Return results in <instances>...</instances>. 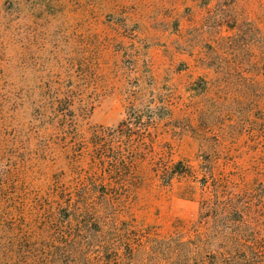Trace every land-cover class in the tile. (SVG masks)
Masks as SVG:
<instances>
[{"label": "rangeland", "instance_id": "374dc122", "mask_svg": "<svg viewBox=\"0 0 264 264\" xmlns=\"http://www.w3.org/2000/svg\"><path fill=\"white\" fill-rule=\"evenodd\" d=\"M132 99L154 113L153 152L104 198L81 185L89 137ZM204 197L239 214L201 216ZM69 201L148 236L134 264H264V0H0V264L49 240Z\"/></svg>", "mask_w": 264, "mask_h": 264}, {"label": "trees", "instance_id": "16d2710c", "mask_svg": "<svg viewBox=\"0 0 264 264\" xmlns=\"http://www.w3.org/2000/svg\"><path fill=\"white\" fill-rule=\"evenodd\" d=\"M63 116L67 121V113ZM154 124L155 116L150 106H140L132 99L126 107L125 117L117 127L93 129L89 137L92 146L89 158H98L97 170L85 177L82 187L94 189L104 198L128 195L131 188L139 183L137 159L153 152L152 145L145 142L144 138L152 136L149 128L154 127ZM75 145L74 152L77 154L82 141H75ZM175 165L177 167L168 173H191L189 167H181V162ZM159 167L160 164L155 161V168ZM162 169L166 174L167 167ZM207 185L206 182L203 184ZM214 203L226 214H239L238 209L228 204L227 200L204 197L200 200L201 216ZM96 211V207L85 202H67L58 209L57 219L51 222V238L44 242L27 241L25 253L17 256L15 264H134V248L142 245L143 239L148 241L150 238L129 226H106ZM183 230L187 232L190 228L184 227ZM179 231L180 228L173 237H177ZM203 234L195 232L194 238L200 240ZM187 242L189 239L181 243L185 246Z\"/></svg>", "mask_w": 264, "mask_h": 264}]
</instances>
